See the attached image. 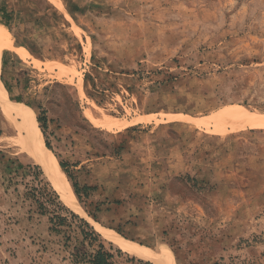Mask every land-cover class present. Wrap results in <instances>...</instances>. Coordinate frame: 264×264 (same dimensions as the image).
Returning a JSON list of instances; mask_svg holds the SVG:
<instances>
[{
  "label": "rangeland",
  "instance_id": "374dc122",
  "mask_svg": "<svg viewBox=\"0 0 264 264\" xmlns=\"http://www.w3.org/2000/svg\"><path fill=\"white\" fill-rule=\"evenodd\" d=\"M61 2L0 0L8 97L45 110L46 147L92 188L82 213L59 200L138 259L101 228L176 264H264V125L211 121L264 117V0ZM23 140L0 105V264H72L79 231L49 230Z\"/></svg>",
  "mask_w": 264,
  "mask_h": 264
},
{
  "label": "bare ground",
  "instance_id": "6f19581e",
  "mask_svg": "<svg viewBox=\"0 0 264 264\" xmlns=\"http://www.w3.org/2000/svg\"><path fill=\"white\" fill-rule=\"evenodd\" d=\"M52 2L60 9H63L61 0H52ZM5 35V25L0 23V55L2 41ZM0 105L6 115L13 116L19 120L20 130L24 134L22 144L25 152L34 160L35 163L41 166L44 174L52 184L53 188L58 192L62 201L71 209L82 213V208L73 191L70 181L63 174L55 157L44 143L43 135L38 126L34 112L25 104L11 100L8 97L7 90L1 80ZM89 118L93 123L96 122L92 115H89ZM211 119L216 128H218L221 124L223 125L224 122L229 124L233 129L264 125L263 116L252 113L241 106L223 108L220 112L211 117ZM101 229L118 247L140 258L147 259L154 264H176L174 254L168 246L164 245L158 251H153L148 247L132 243L122 238L119 234L110 229Z\"/></svg>",
  "mask_w": 264,
  "mask_h": 264
},
{
  "label": "trees",
  "instance_id": "16d2710c",
  "mask_svg": "<svg viewBox=\"0 0 264 264\" xmlns=\"http://www.w3.org/2000/svg\"><path fill=\"white\" fill-rule=\"evenodd\" d=\"M9 19V14H7L5 10L1 8L0 22L6 26H9ZM3 84L9 92L10 90L4 80ZM10 99L16 102H21V98L19 97H11ZM25 104L32 106V104L29 102H25ZM36 107V119L43 134H45V110H43L40 105H37ZM46 146L50 148L48 142H46ZM34 167L39 171V173H41L37 165H34ZM60 167L69 179L78 200L81 199L82 194L87 195L88 192L92 190V188L87 185L79 186L77 181L74 180L71 172L65 168L66 166L63 162H60ZM40 189L41 193L45 196V201L50 204L51 215L49 216V230L56 233H61L64 231L63 229L65 227L68 229H73L74 231L78 229L79 231L78 233L80 237L74 236L77 244L73 246V250L69 253L72 264H152L150 261L138 259L134 256L124 254L121 252V250L114 247L113 244L105 242L99 232H97V230L92 225H90L85 219L72 212L59 200L58 193L49 185L47 181H43V188ZM37 203L39 204L41 214H46V212H49L48 207L43 206V202L41 203L39 200H37ZM70 238L71 236H67L66 239L69 240ZM78 243L80 246L82 245L81 248L78 246Z\"/></svg>",
  "mask_w": 264,
  "mask_h": 264
}]
</instances>
